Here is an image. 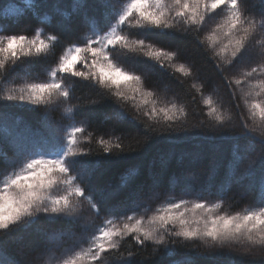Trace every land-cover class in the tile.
I'll return each instance as SVG.
<instances>
[{
    "label": "snow or ice",
    "instance_id": "1",
    "mask_svg": "<svg viewBox=\"0 0 264 264\" xmlns=\"http://www.w3.org/2000/svg\"><path fill=\"white\" fill-rule=\"evenodd\" d=\"M27 17L55 34H19ZM60 41L50 79L0 95V143L12 152L0 264H46L49 253L57 264H264V0H0V69ZM195 54L237 111L205 94ZM156 70L171 78L164 94L149 84ZM173 81L177 96L199 94V120L168 99ZM81 89L88 101L57 120ZM26 105L35 124L17 115ZM237 193L254 206L220 214Z\"/></svg>",
    "mask_w": 264,
    "mask_h": 264
},
{
    "label": "trees",
    "instance_id": "2",
    "mask_svg": "<svg viewBox=\"0 0 264 264\" xmlns=\"http://www.w3.org/2000/svg\"><path fill=\"white\" fill-rule=\"evenodd\" d=\"M19 3L26 4L27 0H18ZM126 2V0H124ZM46 21H43L39 24H35L31 17H27L25 19V22L19 27L16 28L14 26L15 31L19 32V34L32 36L35 34V31H41L43 29L42 35H53L54 32L48 31L44 28V23ZM209 26H214V21L208 22ZM87 33H83L82 37L86 36ZM61 45L62 41L57 42L54 47L52 48V51L50 54H45L42 57H21L20 61H17L16 64L6 63L4 69H0V73H2L4 76L8 78L7 83L0 84V95H3L8 88H15L19 90L21 87H23L26 83L30 82H38L42 81L44 79H50V69L52 67H55L54 61L58 59L59 55H62L61 51ZM193 49H189L188 55L192 56ZM195 58L197 60V66L200 67V81L198 82H206V92L205 94H213V98L215 101H217L218 107L221 108L223 112L226 114L229 111L235 112L237 111L234 108V104L237 101L231 100L228 90L221 84H219V78L215 76V74L212 72V65L211 62H204V58L201 54H195ZM23 61V62H21ZM11 68V72H7L6 69ZM170 77L167 76V74L163 73L160 70L154 71L151 80L149 81V84L151 87L157 89L158 92L161 94H164L163 86L170 81ZM191 81L189 80L188 85H185V87L190 86ZM66 85L71 87H75V85H71L70 82H66ZM212 89H215V92H212ZM86 89H81L78 91L74 96L70 104H64L60 110L56 113H54V117L57 120H61L62 117L67 118L68 113L65 111L66 108L71 107L73 105L78 104H84L88 101L89 97L85 94ZM178 89L175 87V82H172V86L169 87L166 95L168 99H175L176 103L178 105H185L188 116L190 121H197L200 119V108H204L205 111L207 110V106L203 105L200 102V97L198 93H193L196 95L197 99L196 101L191 100V95H183L177 96ZM33 106L26 105L24 106V110H21L17 113L18 117L22 121L24 120H31L33 124H35V115L28 112L27 109L31 108ZM76 108H73V114L75 113ZM240 111H246V109L242 106ZM85 115H89V109H84V115L80 117L81 120L84 119ZM102 119V113L97 110L96 112V121L97 123L99 120ZM87 131L89 133H93L95 136L104 135L105 132L108 131V129L104 126L99 127V129H95L92 127H88ZM116 135H119V133H116ZM109 138L107 135H105V139ZM81 146H86L89 144V141L86 138H82L79 142ZM92 147H99L97 144H93ZM12 155L11 148L7 143H0V185L3 184L4 180L6 179V176L10 174V169H7L4 161L8 158H10ZM207 163V162H206ZM185 168H179V167H173L171 169V173H175V175L179 178H184ZM190 171L192 173L198 174L201 171V168H197L196 166H190ZM120 174H123V171L120 172ZM165 181H167V176H165ZM171 195V194H170ZM254 205L251 203V201L241 199L239 194L233 195L230 199L225 200L222 204L221 209L219 210L220 214H235L237 212H243L244 210L253 207ZM86 210V206H85ZM127 247V245H125ZM184 256H192L191 253L186 252H180L177 255V259H180ZM193 259H197L198 264H207V261L204 259H199L196 257H192ZM46 264H57V255L54 253H49L45 256ZM113 258L111 256L105 257V264H112Z\"/></svg>",
    "mask_w": 264,
    "mask_h": 264
},
{
    "label": "rangeland",
    "instance_id": "3",
    "mask_svg": "<svg viewBox=\"0 0 264 264\" xmlns=\"http://www.w3.org/2000/svg\"><path fill=\"white\" fill-rule=\"evenodd\" d=\"M181 180H183L184 178H180ZM163 202V200H161V201H153L152 202V206L153 207H158L159 205H160V203H162Z\"/></svg>",
    "mask_w": 264,
    "mask_h": 264
}]
</instances>
